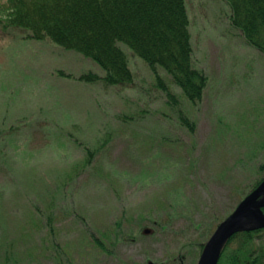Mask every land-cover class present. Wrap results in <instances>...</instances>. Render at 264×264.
Returning <instances> with one entry per match:
<instances>
[{"label": "rangeland", "instance_id": "374dc122", "mask_svg": "<svg viewBox=\"0 0 264 264\" xmlns=\"http://www.w3.org/2000/svg\"><path fill=\"white\" fill-rule=\"evenodd\" d=\"M186 2L209 77L197 106L161 71L170 103L125 45L134 84L112 87L80 80L104 76L91 60L0 22V264H198L264 176V54L225 0Z\"/></svg>", "mask_w": 264, "mask_h": 264}, {"label": "trees", "instance_id": "16d2710c", "mask_svg": "<svg viewBox=\"0 0 264 264\" xmlns=\"http://www.w3.org/2000/svg\"><path fill=\"white\" fill-rule=\"evenodd\" d=\"M225 2L231 10L232 26L248 45L264 54V0ZM3 10L6 16L0 22L6 29H22L37 41L50 39L105 72L103 79L88 73L80 80H103L109 86L133 84L125 45L156 75L170 103L177 104V97L160 70L191 103L203 100L209 79L194 64L185 0H7ZM180 118L194 132L195 124L182 114Z\"/></svg>", "mask_w": 264, "mask_h": 264}, {"label": "water", "instance_id": "95a60500", "mask_svg": "<svg viewBox=\"0 0 264 264\" xmlns=\"http://www.w3.org/2000/svg\"><path fill=\"white\" fill-rule=\"evenodd\" d=\"M264 183L247 197L208 241L199 264H217L228 240L236 233L264 227Z\"/></svg>", "mask_w": 264, "mask_h": 264}, {"label": "flooded vegetation", "instance_id": "af4514ba", "mask_svg": "<svg viewBox=\"0 0 264 264\" xmlns=\"http://www.w3.org/2000/svg\"><path fill=\"white\" fill-rule=\"evenodd\" d=\"M263 233L264 228L247 230L233 236L227 248L230 254L228 264H264Z\"/></svg>", "mask_w": 264, "mask_h": 264}]
</instances>
